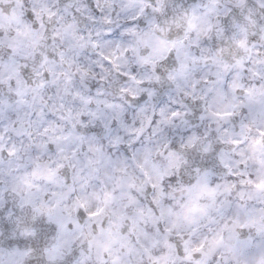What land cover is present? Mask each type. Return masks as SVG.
<instances>
[{
  "label": "clouds",
  "instance_id": "9594fccd",
  "mask_svg": "<svg viewBox=\"0 0 264 264\" xmlns=\"http://www.w3.org/2000/svg\"><path fill=\"white\" fill-rule=\"evenodd\" d=\"M0 264H264V0H0Z\"/></svg>",
  "mask_w": 264,
  "mask_h": 264
}]
</instances>
